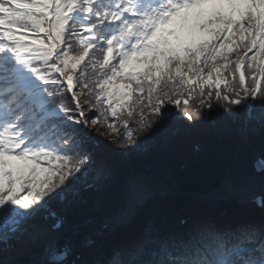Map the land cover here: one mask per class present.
Here are the masks:
<instances>
[{"label":"snow or ice","instance_id":"6c2138e0","mask_svg":"<svg viewBox=\"0 0 264 264\" xmlns=\"http://www.w3.org/2000/svg\"><path fill=\"white\" fill-rule=\"evenodd\" d=\"M85 90L95 100L87 112ZM66 93L74 106L53 103ZM214 99L264 129V0H0V264H264V222L201 216L162 236L143 179L112 189L110 166L89 176L80 133L92 108L113 151L132 152L140 133L173 115L169 105L210 110ZM243 179L221 176L224 185ZM85 187L105 193L108 211L76 243L62 242ZM53 199L68 212L45 215ZM121 233L132 239L108 244ZM38 240L41 259L11 258Z\"/></svg>","mask_w":264,"mask_h":264},{"label":"trees","instance_id":"16d2710c","mask_svg":"<svg viewBox=\"0 0 264 264\" xmlns=\"http://www.w3.org/2000/svg\"><path fill=\"white\" fill-rule=\"evenodd\" d=\"M75 48V46H74ZM88 79H94L92 69H86ZM231 79V78H229ZM238 79V75H237ZM119 84L120 81H117ZM248 83V80H247ZM224 88V85H221ZM231 95V93H229ZM87 103L86 110L90 104H94V97L87 93L81 95ZM66 99L67 94L59 96L58 99ZM191 107L185 108L181 102L179 112L175 106L169 105L175 117L166 118L163 123L154 130L140 133V145L134 151L126 150L115 151L113 158H107L105 155L96 151L91 145L88 137H85V149L93 155L94 167L89 169V176L93 174L97 168L110 166L115 174L116 182L111 184L112 189H116L121 183L126 182L127 176L134 177L138 175H152L154 182H163L170 190H181L178 195H169L166 198H158L156 200L157 207L152 209L155 214L156 224L162 236L169 233H183L194 219L203 215H198L195 211L192 216H188L187 225L183 228H177L175 216L178 213H183V209L187 208V204L191 198V192L199 194L210 193L214 187L220 185L221 176L226 171L221 165V152L225 151L232 154L234 148L240 143V132L243 124L244 110L239 112L228 111L220 101L213 100V108L210 110L196 111L198 107L195 100L190 102ZM70 106H72L70 104ZM230 109L234 106L229 105ZM189 111L193 115L191 122L187 121L182 113ZM260 109L257 107L256 113L259 114ZM92 117L98 115L95 108L91 109ZM111 117L109 120L111 121ZM99 136L102 140L104 151L115 148L111 144V139L114 136L111 130L103 123H99ZM250 140L256 147H264V129L261 128L258 121L249 126ZM81 135V134H80ZM82 136V135H81ZM209 142L217 151H204L200 155L195 154L191 150V142ZM93 151V152H92ZM191 162H200L197 168L187 171ZM239 170V167H238ZM230 172H235V166L229 168ZM237 172V171H236ZM102 191H90L89 189L81 188L80 195L87 201L100 196ZM60 199H53L49 203V207L55 208ZM153 206L150 204L148 208ZM80 207L76 206L70 212L72 219L78 217H86V210L77 212ZM108 211V205L101 212ZM188 211V209L186 210ZM209 214V213H206ZM96 215V214H94ZM207 217V216H206ZM210 218V217H208ZM231 221L221 220L217 223L223 224H242L247 222L261 223L264 220H259L256 216L250 217L243 215L241 217H229ZM211 219V218H210ZM132 239V235L128 233L117 234L112 237V244H123ZM102 258V255L100 256Z\"/></svg>","mask_w":264,"mask_h":264},{"label":"rangeland","instance_id":"374dc122","mask_svg":"<svg viewBox=\"0 0 264 264\" xmlns=\"http://www.w3.org/2000/svg\"><path fill=\"white\" fill-rule=\"evenodd\" d=\"M235 54L233 53V56H234ZM95 134L97 135V134H99V127L97 126L96 128H95ZM115 154H116V152L115 151H113V149H111L110 151H109V155H112V156H115ZM139 178H141V179H143L145 182H146V187H147V189L148 190H151V188H149V186L148 185H150V179H148V178H143V177H139ZM260 184V180L259 179H257V180H250V181H248L247 182V184L245 185L246 186V188H245V191H247V189L248 188H252V189H254L255 187H258V185ZM234 184H232V185H222L221 187L222 188H218L217 189V192H221V193H225V192H228V193H230V194H232V195H234V194H237V195H239V193H241V190H242V188H236V190H234ZM235 192V193H234ZM104 199H107L106 197H104V198H102L101 200H100V202L97 204V206L95 207V210H100V207L102 206V205H104L103 203H104ZM87 207V205H84V206H81V208H86ZM57 208L58 209H62V211H63V213L64 212H67V206H66V204L65 203H62V201H61V199L58 201V203H57V205H56V207L55 208H51V207H49L48 206V208H47V211L45 212V215H47L48 213H51V212H55L56 210H57ZM51 222V217L49 218V221L48 222H44V221H39V223H50ZM89 221L87 220V221H81V222H79V223H81V224H84V223H88ZM91 222V221H90ZM75 232H76V230H74L73 231V234H75ZM75 238H76V235H73V239L75 240ZM35 244L36 243H34V244H29V245H26L24 248H34L35 247ZM24 248H22V249H24Z\"/></svg>","mask_w":264,"mask_h":264},{"label":"water","instance_id":"95a60500","mask_svg":"<svg viewBox=\"0 0 264 264\" xmlns=\"http://www.w3.org/2000/svg\"><path fill=\"white\" fill-rule=\"evenodd\" d=\"M62 242H65V240H64V239H62Z\"/></svg>","mask_w":264,"mask_h":264},{"label":"bare ground","instance_id":"6f19581e","mask_svg":"<svg viewBox=\"0 0 264 264\" xmlns=\"http://www.w3.org/2000/svg\"><path fill=\"white\" fill-rule=\"evenodd\" d=\"M147 195H148V192H147Z\"/></svg>","mask_w":264,"mask_h":264}]
</instances>
